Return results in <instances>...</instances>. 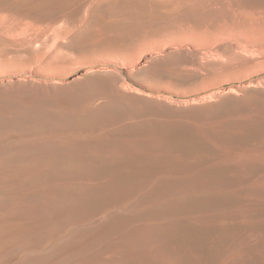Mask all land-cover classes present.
<instances>
[{"label":"rangeland","instance_id":"1","mask_svg":"<svg viewBox=\"0 0 264 264\" xmlns=\"http://www.w3.org/2000/svg\"><path fill=\"white\" fill-rule=\"evenodd\" d=\"M188 263L264 264V0H0V264Z\"/></svg>","mask_w":264,"mask_h":264},{"label":"bare ground","instance_id":"2","mask_svg":"<svg viewBox=\"0 0 264 264\" xmlns=\"http://www.w3.org/2000/svg\"><path fill=\"white\" fill-rule=\"evenodd\" d=\"M121 128V127H120ZM135 131V130H134ZM113 132V131H112ZM115 134V133H114ZM114 134H112L111 133V136L113 137H115V135ZM118 134H119V132H118ZM118 134H117V136H118ZM133 134V133H132ZM160 135V134H159ZM104 136V138H105V135H103ZM122 135H120V137H121ZM160 136H162V135H160ZM112 137H110L112 140V142H114L116 139L115 138H112ZM119 137V136H118ZM67 138V137H66ZM82 138V137H81ZM110 138H109V140H110ZM133 138H136V136L134 137V136H132V139ZM138 138H140V137H138ZM113 139H114V141H113ZM152 139L154 140V139H156L155 140V142H157L158 141V139H159V142H161V140L163 139L162 137L160 138L159 136H156V134L155 135H152ZM152 139H149L150 140V142L152 141ZM161 139V140H160ZM79 140V139H78ZM81 140H84V139H81ZM136 140V139H135ZM76 141V140H75ZM110 141V142H111ZM117 141H119V140H117ZM116 141V142H117ZM129 141H131V140H129ZM137 142H139L140 141V139H139V141L138 140H136ZM145 143H144V146H145V144H146V140H143ZM79 142V141H78ZM122 142V141H121ZM124 142V141H123ZM137 142H135L134 144V150L136 149V146H137ZM153 142V144L156 146V144L154 143V141H152ZM162 142H163V140H162ZM100 143V142H99ZM133 143V140H132V142H131V144ZM123 144V143H122ZM139 144H141V141H140V143ZM152 144V145H153ZM147 145H148V147H147V149L146 148H143V149H146V150H144V151H142V152H145L147 155H146V160H151V161H159V162H165V163H161V164H144V165H140V166H132V165H128V164H121L120 162H114V163H111L110 165H105L106 167L105 168H107V171H108V169H111V170H124L127 174H126V176L127 175H129V178L131 177V178H138V177H140V176H144V175H149V177H144L145 179L147 178H149V180H148V183H149V181L152 183V181L150 180V177H154V179H153V184L151 185V190L152 191H155V190H157L158 188H160L161 186H165V185H170V184H174V185H176V183H178L179 181H181L182 182V180H186V179H183V178H181V177H179L178 178V176L179 175H175V174H167L166 172H164L163 170L165 169V168H167L168 167V165L166 164V162L169 160V158H170V155L165 151V149H164V146L163 147H161L159 144H157L159 147H155V146H152V145H150L149 146V144L147 143ZM163 145V144H162ZM131 147H133V145H131ZM100 148V147H99ZM130 148V147H129ZM141 148V147H140ZM137 149H138V146H137ZM127 150H128V148H127ZM126 150V151H127ZM94 151V150H93ZM101 151V150H100ZM129 151V150H128ZM127 151V152H128ZM140 151H141V149H140ZM186 151V150H185ZM77 153V152H76ZM81 153H82V151H81ZM137 153L139 154V151H137ZM137 153H131L130 152V154H133V155H135L136 157H140V158H144V157H142V156H140L141 155V152H140V155H138ZM83 154V153H82ZM91 156V155H90ZM143 156H145L144 154H143ZM92 157V156H91ZM96 158H97V156H96ZM182 158V157H181ZM94 161V162H93ZM92 162L93 163H95V160H93ZM99 162V161H98ZM97 162V163H98ZM92 165H94V164H92ZM91 164H90V166L89 167H92L93 168V166H92ZM99 166V165H98ZM97 165L96 166H94V167H98ZM193 167L191 168L190 167V169H193L195 166L194 165H192ZM212 166V165H211ZM100 167H102V165L100 166ZM99 167V168H100ZM221 167V166H220ZM91 168V169H92ZM198 168V167H197ZM196 168V169H197ZM196 169H194V170H196ZM208 169V168H207ZM211 169V168H210ZM210 169H208V170H210ZM105 170V169H104ZM110 170V171H111ZM181 170V169H180ZM212 170V169H211ZM214 170V169H213ZM169 171V170H168ZM183 171V170H182ZM179 172V171H178ZM215 172V171H214ZM180 173H181V171H180ZM198 173V172H197ZM194 174H195V172H194ZM120 175V174H119ZM151 175V176H150ZM125 176V175H124ZM123 176V177H124ZM215 176V175H214ZM209 177V176H208ZM124 178H126V177H124ZM123 178V179H124ZM115 179V178H114ZM122 179V178H121ZM145 179H140V183H141V180L144 182V180ZM147 179H146V181H147ZM198 179V178H197ZM125 180V179H124ZM123 180V181H124ZM128 180H130V179H128ZM137 181V180H136ZM127 182V181H126ZM128 184V183H127ZM179 184H181L180 182H179ZM149 185H150V183H149ZM163 188V187H162ZM166 188V187H165ZM133 189V188H132ZM122 190V189H121ZM164 190V189H163ZM134 191V190H133ZM128 192V191H127ZM33 193V192H32ZM157 196V195H156ZM129 198V197H128ZM171 201H174V200H170L169 202H171ZM172 203V202H171ZM188 220V219H187ZM188 222V221H187ZM151 235V234H150ZM140 246V245H139ZM148 255H150V254H148ZM161 257V256H160ZM161 259V258H160ZM153 260V259H152ZM189 264V263H188Z\"/></svg>","mask_w":264,"mask_h":264}]
</instances>
